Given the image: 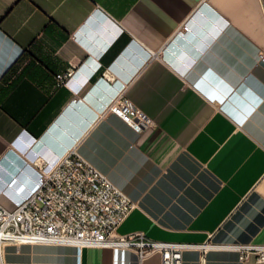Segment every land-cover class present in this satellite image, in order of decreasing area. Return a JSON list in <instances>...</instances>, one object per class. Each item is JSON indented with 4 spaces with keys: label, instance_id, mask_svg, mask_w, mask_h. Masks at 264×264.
Here are the masks:
<instances>
[{
    "label": "crops",
    "instance_id": "0c3cea01",
    "mask_svg": "<svg viewBox=\"0 0 264 264\" xmlns=\"http://www.w3.org/2000/svg\"><path fill=\"white\" fill-rule=\"evenodd\" d=\"M120 90L149 118L142 131L108 109ZM74 148L133 200L118 234L264 244V0H0V204L40 185L36 158ZM5 264L162 262L23 243ZM181 264L264 262L224 246Z\"/></svg>",
    "mask_w": 264,
    "mask_h": 264
},
{
    "label": "built area",
    "instance_id": "2783aa9c",
    "mask_svg": "<svg viewBox=\"0 0 264 264\" xmlns=\"http://www.w3.org/2000/svg\"><path fill=\"white\" fill-rule=\"evenodd\" d=\"M188 28L184 23L181 31ZM73 74V68L56 74V84L69 85ZM108 109L137 132L150 124L146 114L122 90ZM34 164L43 174L40 185L13 209L0 204V264H5L6 246L23 243L123 247L140 257L158 252L162 264H181L182 254L189 248L205 251L229 246L240 252L242 260L253 256L264 262V244H193L152 240L139 231L118 234L116 229L134 202L77 149L50 163L36 158Z\"/></svg>",
    "mask_w": 264,
    "mask_h": 264
}]
</instances>
